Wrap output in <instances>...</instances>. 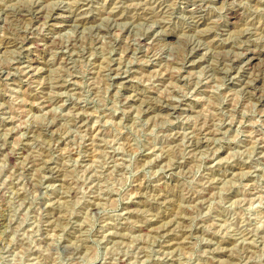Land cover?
<instances>
[{"label":"rangeland","instance_id":"374dc122","mask_svg":"<svg viewBox=\"0 0 264 264\" xmlns=\"http://www.w3.org/2000/svg\"><path fill=\"white\" fill-rule=\"evenodd\" d=\"M0 264H264V0H0Z\"/></svg>","mask_w":264,"mask_h":264},{"label":"bare ground","instance_id":"6f19581e","mask_svg":"<svg viewBox=\"0 0 264 264\" xmlns=\"http://www.w3.org/2000/svg\"><path fill=\"white\" fill-rule=\"evenodd\" d=\"M196 6V5H195ZM237 17V14L235 13V14H233V13H230V17L229 18H232L233 20H234V18H236ZM231 21V20H230ZM238 22V21H237ZM195 49V48H194ZM249 49H251V48H249ZM193 50V49H192ZM246 50V49H245ZM252 50V49H251ZM248 52H250V50L248 51ZM257 52V51H256ZM263 52V51H262ZM252 53H253V51H252ZM255 53V52H254ZM258 54V53H257ZM258 56V55H257ZM252 57H254V55H251V56H249L247 59H250V58H252ZM169 107V106H168Z\"/></svg>","mask_w":264,"mask_h":264}]
</instances>
